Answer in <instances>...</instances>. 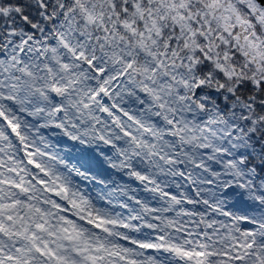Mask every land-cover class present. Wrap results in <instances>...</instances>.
I'll return each instance as SVG.
<instances>
[{
  "label": "snow or ice",
  "instance_id": "1",
  "mask_svg": "<svg viewBox=\"0 0 264 264\" xmlns=\"http://www.w3.org/2000/svg\"><path fill=\"white\" fill-rule=\"evenodd\" d=\"M0 264H264V0H0Z\"/></svg>",
  "mask_w": 264,
  "mask_h": 264
}]
</instances>
